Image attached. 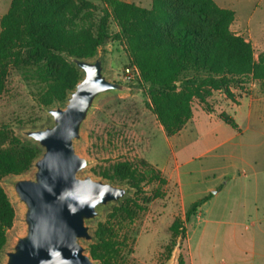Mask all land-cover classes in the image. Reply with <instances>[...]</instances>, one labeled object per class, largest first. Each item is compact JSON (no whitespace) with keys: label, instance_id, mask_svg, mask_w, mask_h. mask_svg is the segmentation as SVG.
<instances>
[{"label":"rangeland","instance_id":"obj_1","mask_svg":"<svg viewBox=\"0 0 264 264\" xmlns=\"http://www.w3.org/2000/svg\"><path fill=\"white\" fill-rule=\"evenodd\" d=\"M89 1L96 7H91L84 19L95 21L101 14V1ZM126 1L144 7L151 5V0ZM214 1L234 11L231 31L251 42L255 56L262 51L264 0ZM9 4L10 0H0V16ZM116 30L115 22L110 20L109 32L113 34ZM99 51L106 53L109 79L133 89L97 99L84 125L82 140L78 142L79 152L89 162L79 175L109 180L131 190L120 203L100 208V215L88 221L92 235L97 238L96 241H83L88 254L91 256L90 245L96 244L94 250L107 259L102 247H97L100 238L95 230L100 228L117 247V255L108 260V264H171L174 257V264H264V91L259 81L245 78L233 85L235 100L222 91H214L208 98L214 108L212 112L203 110L195 100L193 115L196 120L203 115L202 121L219 122V126L214 127L209 140L205 137L196 141L186 149L183 158L176 160L167 141L173 134H166L146 107L148 85L139 83V72L137 74L128 60L125 41L110 39ZM126 68L131 70L129 80L125 78ZM45 87L41 65L30 62L8 65L5 89L0 94V131L8 136L15 134L36 146L26 140L20 130L43 127L50 121L44 106L37 101ZM64 101H55L49 106L57 103L63 106ZM222 111L233 118L235 127L219 118ZM191 123L187 124L188 139L199 135L206 127L202 124L199 129ZM232 134L235 136L229 141L224 140ZM3 138L0 137L1 147H8ZM223 140L224 143L211 148ZM123 160L133 163L143 160L151 164L161 171L167 183H144L141 191L135 192L128 181L101 175V172L112 173L113 165ZM176 163H180L185 204H182L174 176ZM164 165L167 172L160 169ZM30 170L31 166L25 173L0 178V185L16 210L14 223L6 231L5 247L15 235L22 233L18 219L21 208L12 201L7 182L12 177L28 175ZM170 173H174L171 178ZM155 190L162 195L154 196ZM205 195H209L207 201L186 221L184 213L189 204ZM125 201L128 203L126 211L118 208ZM176 217L185 227L183 239L180 235L172 237L169 229ZM3 258L0 253V264ZM93 259L99 264L98 258Z\"/></svg>","mask_w":264,"mask_h":264},{"label":"trees","instance_id":"obj_2","mask_svg":"<svg viewBox=\"0 0 264 264\" xmlns=\"http://www.w3.org/2000/svg\"><path fill=\"white\" fill-rule=\"evenodd\" d=\"M101 14L95 21H85L91 7L89 0H10L0 17V94L5 89L6 68L22 62L41 65L45 90L37 99L42 106L63 102L80 78L78 70L63 54L92 58L108 40L125 41L129 62L139 72V83L148 85L146 107L154 114L164 132L175 134L191 119L193 102L212 112L208 98L216 90L235 100L231 87L245 78L257 80L264 91V49L256 56L251 42L231 31L234 11L214 0H152L144 7L124 0H100ZM113 20L117 30L111 34ZM179 81V84H177ZM235 127L232 117L218 114ZM8 147L0 145V178L29 170L40 150L15 134L0 131ZM109 179L126 180L135 192L144 183H167L159 169L141 160H123L113 165ZM162 193L155 190L154 196ZM209 195L187 207L188 221ZM126 201L118 206L126 211ZM16 210L0 185V249L6 244V231L12 227ZM172 237L185 238L183 221L176 217L169 226ZM104 255L90 245V254L99 264L117 255L116 243L100 228Z\"/></svg>","mask_w":264,"mask_h":264},{"label":"water","instance_id":"obj_3","mask_svg":"<svg viewBox=\"0 0 264 264\" xmlns=\"http://www.w3.org/2000/svg\"><path fill=\"white\" fill-rule=\"evenodd\" d=\"M105 54L99 51L92 58L63 54L78 70L79 80L68 91L63 106H44L50 118L47 124L20 130L40 153L28 175L7 182L12 201L21 208L22 233L0 249L1 264H97L83 245V241L97 240L88 221L100 215V208L120 203L131 190L79 175L89 162L79 152L78 142L97 99L133 89L109 79Z\"/></svg>","mask_w":264,"mask_h":264},{"label":"crops","instance_id":"obj_4","mask_svg":"<svg viewBox=\"0 0 264 264\" xmlns=\"http://www.w3.org/2000/svg\"><path fill=\"white\" fill-rule=\"evenodd\" d=\"M124 1H126V0H124ZM127 2H131V1H127ZM219 6H221V5H219ZM235 34H239V33H235ZM250 107L251 106L248 105V108H250ZM250 116H251V111L249 109L248 112H247V117L246 118L249 119ZM201 119H204L203 115L199 118V120H196V118L192 114L191 119L186 123V125L182 129H180L177 133H175V134H173V135H171V136L168 137V140L167 141L170 143V145L172 147V154H173V156H174V158L176 160H177V158H183L184 157L183 156V153L186 151V149H190V147L196 141L204 140L205 137H206V139H208V138L210 139V137L212 135V132L214 130V127H216V126L218 127L219 126V122H215L214 123V122H210L208 120L207 121H202ZM191 121H192V123H191L192 126H194L196 128H199L200 129V127H202V124H205L206 127L204 128L205 130L203 132H201L199 135L194 136L192 139H188V138H186L187 137L186 131H187V127H188L187 124L189 122H191ZM234 136H235V134H232L231 137L226 138L224 140L229 141ZM224 140L223 141H220L219 143H217L216 145H214L211 148L218 147L221 143H224L225 142ZM190 160L191 159H187L186 161H190ZM179 168H180V163H176L175 166H174V169H173V171L175 172V174L174 173H170L169 174V178L173 177L172 174H174L175 179H176V181L178 182V185H179V189H180V193H181V199H182V204H185V202H184V198H185L184 197V190H183V187H182L183 186V182H182L181 172H180ZM160 169L163 170L164 172H167V170H166L167 167L165 165L162 166Z\"/></svg>","mask_w":264,"mask_h":264},{"label":"built area","instance_id":"obj_5","mask_svg":"<svg viewBox=\"0 0 264 264\" xmlns=\"http://www.w3.org/2000/svg\"><path fill=\"white\" fill-rule=\"evenodd\" d=\"M136 72H137V74H138V70H137V68L136 67H134L133 68ZM126 72L128 73V74H126V79L127 80H129L130 78H131V75L129 74L130 72H131V70H130V68H126Z\"/></svg>","mask_w":264,"mask_h":264}]
</instances>
